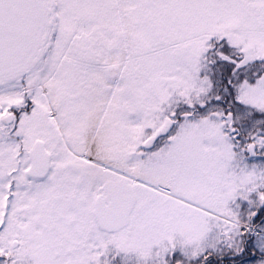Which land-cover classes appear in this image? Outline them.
Masks as SVG:
<instances>
[{
    "label": "snow or ice",
    "instance_id": "obj_1",
    "mask_svg": "<svg viewBox=\"0 0 264 264\" xmlns=\"http://www.w3.org/2000/svg\"><path fill=\"white\" fill-rule=\"evenodd\" d=\"M0 264H264V0H0Z\"/></svg>",
    "mask_w": 264,
    "mask_h": 264
}]
</instances>
